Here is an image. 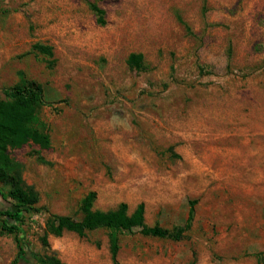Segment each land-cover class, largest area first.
<instances>
[{
	"label": "rangeland",
	"instance_id": "rangeland-1",
	"mask_svg": "<svg viewBox=\"0 0 264 264\" xmlns=\"http://www.w3.org/2000/svg\"><path fill=\"white\" fill-rule=\"evenodd\" d=\"M22 79L43 87L51 139L10 151L37 207L80 219L95 193V210L144 204L148 226L185 230L120 233L114 260L104 228L47 247L41 209L17 222L30 251L65 264H264V0H0V99ZM17 253L0 234V264Z\"/></svg>",
	"mask_w": 264,
	"mask_h": 264
},
{
	"label": "trees",
	"instance_id": "trees-1",
	"mask_svg": "<svg viewBox=\"0 0 264 264\" xmlns=\"http://www.w3.org/2000/svg\"><path fill=\"white\" fill-rule=\"evenodd\" d=\"M92 10L98 16L100 24L104 23V11L97 5ZM38 52L53 57V49L44 45H35ZM127 63L131 69L145 71L142 54L131 53ZM6 97L0 99V184L9 187L2 195L9 206L0 205V234H13L15 236L18 253L11 264H65L55 256H41L30 251L23 244L20 236V227L17 222L20 216L37 212L41 209L48 213L46 232L43 237L48 247V236H62L65 232H74L80 236L104 228L109 232L110 246L113 259L116 260L119 251V234L134 233L140 228L145 236L172 238L180 240L185 230L173 231L160 226L150 227L145 223V206L140 204L132 213L126 203L120 204L116 209L102 211L93 208L95 193L85 197L80 205V219L71 216L51 213L45 207H37L39 197L32 186L23 181V166L10 155L11 150L21 149L26 145L35 144L43 149L51 147V139L40 123L38 109L45 103L44 90L41 84L34 80L22 79L12 87L3 89Z\"/></svg>",
	"mask_w": 264,
	"mask_h": 264
}]
</instances>
